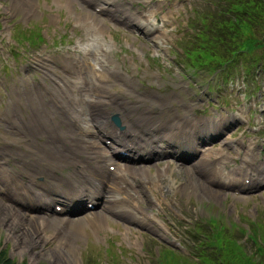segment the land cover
<instances>
[{
  "label": "rangeland",
  "instance_id": "rangeland-1",
  "mask_svg": "<svg viewBox=\"0 0 264 264\" xmlns=\"http://www.w3.org/2000/svg\"><path fill=\"white\" fill-rule=\"evenodd\" d=\"M85 1L0 0V113L6 114L7 109L9 111L8 107L12 108L8 114L0 115V148L5 151L7 148L10 162L22 165L23 161L17 154L24 148L22 144L32 142L34 149L44 153H50L61 147L63 144L61 139H56L52 144H45L49 141L48 136L52 135L46 120L37 119V123L32 121L37 127L43 126V130L47 133L37 132L34 133L36 137H31V134L26 132L29 127L26 120L22 124L25 125V132H18V122H22L25 117L19 109L21 104L19 99L31 105V107L26 105L27 110L22 107L23 112L26 113L25 119L28 117L30 119L31 109L37 105V101L28 97V93L32 95L34 87L46 88L45 80L54 77V74H49L50 72H65V69L76 61L74 57L79 55L82 46L86 44L95 46L96 41L89 38L94 35L91 30L98 26L97 32L102 30L103 36L109 43L110 52L107 53V60L112 64L109 75L114 77L108 75L104 85L99 88H93L90 84L85 86L87 90H82L83 94L88 91V95L94 96V93L111 91L113 96H117V90H127L128 94L116 98L122 103V106L119 104L118 106L127 109L134 106L139 108L138 110L148 107L152 118L149 122L150 127L147 128L153 130L167 125L179 113L183 115L179 119H183L187 114V118H197L198 120H193L198 121L197 125L200 126L204 117L212 119L216 112L220 117L219 112H223L224 119L214 123L212 119L205 137H213L217 132H222V135H228L230 138L224 136L221 140H208L209 147L204 144L200 151L193 149L186 151L183 158L187 161L195 160L196 163L201 161L200 167L206 170L203 178L210 180L212 183L210 188L214 193L205 188L202 192H196L190 186L180 189L179 183L183 180L173 181L168 169L165 170L166 161L174 160L168 157H174V154L165 151L167 153L164 154L165 165L157 166L155 162L154 164L147 162L145 167L148 168L143 167L137 172L138 175L147 176L152 182L156 179L154 172L165 170L167 174L163 177L166 187L163 185L162 189L158 188L160 198L158 200L162 203L153 200L150 193L146 192L150 189L149 185L146 186L145 183L142 185L139 182V185H142L141 191H145L146 197L152 199L149 206L142 208L143 210L128 204L130 205L128 208L134 210L131 211L137 216L140 214L141 225L127 220L133 216L132 213H125L124 216L110 214L107 220L101 215L94 218L92 212L84 211L71 217L79 218L88 214L90 219L94 218V221L80 220L81 228L66 239L67 247L60 249L52 244V239L47 238L48 234L55 231L50 225L42 227L39 231L42 237L37 245L29 240L22 242L14 238L13 232L2 224L0 210V252H5L10 264H166L167 257L170 256L177 258L179 262L205 264L210 258L212 262L219 261L218 258L215 260L213 258L220 252L231 258L241 255L243 256L240 257L241 260L247 256L251 261L256 260L258 264H263V187L256 191L251 187L243 192L230 184H224V177L218 174L219 171L211 168V161L207 160V156L212 155L211 151H220L223 148L224 153L227 154L224 159L225 168L230 170L240 164L243 151L245 155L242 163L245 157L250 159V163L245 164H251L255 154L257 156L253 159L254 165H250L251 172H255L252 166H256L259 159L261 161L264 156V68L259 65L252 66L248 76L241 75L242 71H240L233 72L226 78L225 73L218 70L216 63L199 65L198 62L204 58V55L201 54V57L195 52L197 49L195 41L199 39L195 34L203 28L204 22L201 19L210 17L215 9L208 5L206 0H149L147 14L155 10L159 23L162 22L160 21L162 15H166L167 20L158 33L144 34V38L125 34L116 26L105 23L98 14L88 9L91 4L96 5L103 0H88L89 3ZM13 23H16L24 34L35 29L36 32L32 33V37H36L39 31L42 39L36 41L29 49H25L26 40L15 42L17 29L13 30ZM191 24L193 28L188 29ZM205 24L209 25L208 20ZM89 26L94 27L89 28ZM211 27L212 24L208 29L206 28L204 35L207 39L203 42L214 45ZM152 36L156 38L152 39ZM20 37L22 38L23 34ZM193 54L195 57L192 60ZM3 63L9 67L6 73L1 69ZM112 71L125 75L129 81L115 76ZM228 80L229 82L226 83ZM100 84H103L102 80ZM19 92H25L27 95L15 97ZM11 94H13L12 98ZM154 95L157 99L152 106H148ZM162 95H165V98ZM47 96H50V92ZM167 97L169 99H166ZM31 102H34V105ZM42 102L44 103L45 99ZM14 104H16L15 108L12 106ZM137 113L129 116L130 121L138 116ZM236 115H240L241 118H233ZM54 116L60 117L59 114ZM46 119L58 126L56 122L61 117L57 121H53L50 117ZM10 122L16 123L14 128L8 126ZM58 127L61 130L60 134L68 135L65 133L67 129L64 122ZM202 130L197 136L198 142L200 139L206 140ZM171 131L172 128L166 130L167 133ZM188 137L191 139L190 136ZM229 139L232 142L225 144ZM249 141H252L254 147L258 146L257 150L253 149L254 154L248 145L245 146V150L243 148V143ZM55 142L58 145L53 144ZM171 145L169 143L170 147ZM213 145L219 148H214ZM261 145L262 148L259 147ZM165 146V150H170L167 149V145ZM246 152L252 154L247 156ZM34 156L37 158V155ZM26 160L33 166L38 164L32 156H28ZM175 160L181 166L188 165L186 161H179L176 158ZM203 161L205 162L202 163ZM10 165L7 171L15 174V168ZM41 165L46 166L45 160L41 161ZM68 172V168H55L56 175L66 176ZM231 175L234 177L236 174ZM22 176L24 179L22 184L26 188L27 178L25 175ZM39 177L41 178L36 177V181L43 182V176ZM133 178L135 179V175ZM161 178L157 177V180ZM24 187L18 189L15 194H21L26 198L22 190ZM167 191L166 196L164 193ZM48 196L54 195L50 192ZM16 205L21 206L19 202H16ZM102 208L103 206L98 207L97 211H102ZM29 213L35 214L33 211ZM44 213L48 219H53L49 211ZM95 219L101 223L99 226ZM146 222L149 223L148 226H145ZM61 238L62 235L53 239L54 243L60 242Z\"/></svg>",
  "mask_w": 264,
  "mask_h": 264
},
{
  "label": "bare ground",
  "instance_id": "bare-ground-1",
  "mask_svg": "<svg viewBox=\"0 0 264 264\" xmlns=\"http://www.w3.org/2000/svg\"><path fill=\"white\" fill-rule=\"evenodd\" d=\"M77 1L80 2L85 0ZM112 72L115 74V76L128 80L125 75L118 74L114 71ZM109 76L114 77L112 75ZM95 81L98 82L99 80L95 78ZM126 94H128L127 90H117V96H113L111 91L108 93H94V96H92L90 100H86L85 104H78V107H72L69 105L52 107L50 109V113L52 115H60L61 119L56 123H58V126H60V123L64 122L67 129L65 133L68 135L60 134V127H58L57 124L47 121L43 114L39 111V107H37L38 105L31 109L32 112L30 119L29 117L25 119L26 123L29 125L26 132L31 134V137H36L34 133L37 132L39 134L42 132L45 133L46 130H43V126L39 125V127H37L33 121L37 123V119L46 120L51 128L52 135L48 136L49 141L45 144H52V142L56 141V139H61L62 142L65 143L50 153L37 151L34 149L32 142L29 144H22L24 148H19L21 152L17 154L23 163L21 162L22 165L18 164V167L9 164L10 161L8 157L10 154L7 155V148L6 151L0 149V196H2L0 197V210L2 212L1 221L2 224L7 226L9 231L13 232L12 236L14 238L22 242L29 240L31 243L37 245L42 237L39 234V231L42 229V227L50 225L55 228V231H52L50 234H48L47 238L52 239V244L57 245V248L65 249L68 245L66 239L70 236H73L77 230L81 228L80 220L91 218L88 214H85L79 218L71 217V213L73 212L72 210L76 209L78 203L82 202L86 204L91 203L92 209H97L98 207L103 206L102 211H91L94 218H97V216L101 215L106 219L110 214L115 216H124L122 213L130 212L133 216L127 220L129 222L131 220L134 223H140V214L137 216L133 212L134 210L132 208L131 210L133 211L131 212L125 203L131 202L140 208L141 204L142 206L144 204H150L151 199H148L149 197L146 201L141 200V195L145 192L141 191L142 185L145 183V185L148 186L146 180L142 179L140 181L142 185L138 190L134 185L135 179L133 178V175H136L137 172L146 165H134L130 163L135 161L132 159H129L127 164L115 162L114 171L107 170V173L112 174L113 178L108 177L106 174L100 173L97 168L90 166L92 160H96L99 157L107 159V161L111 160L112 155L116 152V150L124 152L126 151L131 155H138L139 163H144L146 160L141 158L142 155L147 153H157L161 151V149H166V146L161 143V141L166 140L169 142L170 140L179 139L178 148H181V155H174V157L179 161H186L188 165L183 164L181 166L176 160L166 161V169H168L172 180L175 182L180 179L183 180H181L182 182L179 183L180 189H186L190 186L196 192H202L205 188L214 193V191L210 188L211 185L208 182L209 179L203 178V173L205 172H203V169L200 167V162L196 163L195 160L187 161L183 159V153L186 151H190L191 149L196 151H200V149L202 150L201 147L197 146L200 145L197 136L199 135L201 129L197 128L196 130V125L192 123L185 129L184 133L179 136L174 134L172 131L168 133L166 132L168 125L177 126L174 128V130L178 131V129L181 127L178 126V122L185 124L186 122H191L194 120L191 118H185L186 116L179 120L173 119L167 123L168 125H162L161 127H157L154 130L146 128L142 135H138L140 132L139 129L143 130L144 125L151 121L152 116L150 110H148V107L146 109L140 110L134 106H132L130 109H127L126 107H119L118 104L122 106V103H120V101L118 102L120 99L116 100V98L120 95L125 96ZM162 96L165 98V95ZM156 99V95H154L148 106H152ZM166 99L169 98L167 97ZM19 101L22 107L27 110L26 105L21 102L20 99ZM135 112H138V116L134 117L133 121H130L129 116ZM114 113L118 116L120 123L122 124V128L119 130L115 128L111 120V116ZM87 117L89 121L87 120ZM73 121H75L74 126L71 124ZM80 121H82L84 125H82V122ZM215 121L219 122L220 120ZM22 124H19L18 132H25V125L23 126ZM6 131H8L7 128ZM188 136H190L191 139ZM67 137H69V140H67ZM53 144L58 145L56 142ZM9 145H11L10 142ZM172 145L174 146L173 143ZM166 152L163 151V156L164 154H167ZM251 154L252 153L246 152L247 156ZM34 155H37V158ZM28 156H32L34 158L35 163H38L36 164L37 166L29 164L30 161L26 160ZM244 159H247L243 161L244 164L250 163V159L246 157ZM42 160H45L47 168L45 165H41ZM164 162H159L156 164L157 166H160ZM219 164H221V161L216 165L218 166ZM8 165L15 168V174H10L7 171ZM71 167L73 169H71ZM55 168H68V179H62L58 176V174L56 175ZM165 170L163 172L158 171L156 173V181L153 184V187L149 185V191L152 193L156 201L158 199L160 200L158 188L162 189L161 187L163 185H165V187L167 185L163 178L164 175H167ZM237 170L240 172L241 167H238ZM127 171L130 173V180L127 178L124 185L119 184L116 180L120 176L125 175ZM3 172H5V174H3ZM228 173H231V171ZM22 175H25L27 178V181L25 182L26 188L22 184L24 181ZM39 176H43V182L36 181V177ZM157 177L162 178L158 181ZM150 182L153 183L154 181ZM21 187H24L22 190L25 192L26 198L21 196V194H15L16 197H11ZM50 192L53 193V197H50L51 195L48 196ZM119 192L120 194L118 195ZM167 193L168 191L164 194L167 196ZM34 199H37L38 201L34 202ZM159 200L157 202L162 203L161 201L159 202ZM16 202L21 203L25 209L22 210L20 207H18ZM26 202H28V204ZM49 203L52 204L51 208H53V210H57L55 206H60V209L64 210V212L67 214L63 216V218L61 216H57L59 219H48L46 214L43 212L44 209L37 206L39 204L40 206H43ZM31 211H33L35 214L29 213ZM80 213L82 212H75L73 215ZM94 218L90 219V221H94ZM95 222H97L98 226L101 224L98 222V219H95ZM61 235L62 238L60 239V242L54 243L53 239H56Z\"/></svg>",
  "mask_w": 264,
  "mask_h": 264
},
{
  "label": "trees",
  "instance_id": "trees-1",
  "mask_svg": "<svg viewBox=\"0 0 264 264\" xmlns=\"http://www.w3.org/2000/svg\"><path fill=\"white\" fill-rule=\"evenodd\" d=\"M206 20L209 25H213L211 34L214 45L203 42L207 39L204 33L209 26L205 24ZM201 21L203 28L195 34L199 38L195 41L197 43L195 52L204 55V58L198 62L199 65L216 63L218 70L229 76L234 71H242L243 75L248 76L252 66L256 65L264 68V0H222L216 4L210 17ZM194 57L193 54L192 60ZM216 255L213 260L218 258L219 261L212 262L210 258L205 264L259 263L256 260L251 261L247 256L241 260L240 257H243L241 255L233 256V258L221 252ZM8 260L5 252L1 251L0 264H10ZM166 264L189 263L179 262L177 258L170 256L167 257Z\"/></svg>",
  "mask_w": 264,
  "mask_h": 264
}]
</instances>
